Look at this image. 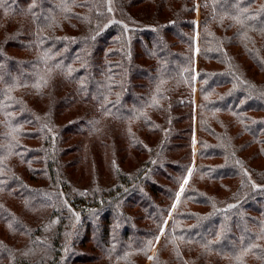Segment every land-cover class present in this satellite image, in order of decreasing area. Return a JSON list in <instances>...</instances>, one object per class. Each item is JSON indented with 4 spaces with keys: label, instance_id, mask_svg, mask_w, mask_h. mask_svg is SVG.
Here are the masks:
<instances>
[{
    "label": "trees",
    "instance_id": "trees-1",
    "mask_svg": "<svg viewBox=\"0 0 264 264\" xmlns=\"http://www.w3.org/2000/svg\"><path fill=\"white\" fill-rule=\"evenodd\" d=\"M147 261L264 264V0H0V264Z\"/></svg>",
    "mask_w": 264,
    "mask_h": 264
},
{
    "label": "rangeland",
    "instance_id": "rangeland-1",
    "mask_svg": "<svg viewBox=\"0 0 264 264\" xmlns=\"http://www.w3.org/2000/svg\"><path fill=\"white\" fill-rule=\"evenodd\" d=\"M198 19H199V10H198V6L196 7V12H195V26H196V29L198 28ZM195 96H196V93H195ZM71 188H76L75 186H78V184L76 183V179H74L73 178V180L71 181ZM183 186L181 187V189H182V191H183ZM181 189L177 192V196H176V200H178L179 199V197H180V195H181V193H182V191H181ZM168 220L169 219H167L166 220V222H165V227H166V225H167V223H168ZM161 236V235H160ZM158 244V243H157ZM155 250H156V246H155V248H154V250L152 251V256H153V254L155 253ZM151 256V257H152ZM150 263V261H147V263L146 264H149Z\"/></svg>",
    "mask_w": 264,
    "mask_h": 264
},
{
    "label": "snow or ice",
    "instance_id": "snow-or-ice-1",
    "mask_svg": "<svg viewBox=\"0 0 264 264\" xmlns=\"http://www.w3.org/2000/svg\"><path fill=\"white\" fill-rule=\"evenodd\" d=\"M234 2H235V0H234ZM247 18H248V17H245V19H247ZM184 182L187 183V180H185ZM181 191H182V189H181ZM230 207H231V206H230Z\"/></svg>",
    "mask_w": 264,
    "mask_h": 264
},
{
    "label": "bare ground",
    "instance_id": "bare-ground-1",
    "mask_svg": "<svg viewBox=\"0 0 264 264\" xmlns=\"http://www.w3.org/2000/svg\"><path fill=\"white\" fill-rule=\"evenodd\" d=\"M195 93H196V91H195Z\"/></svg>",
    "mask_w": 264,
    "mask_h": 264
}]
</instances>
